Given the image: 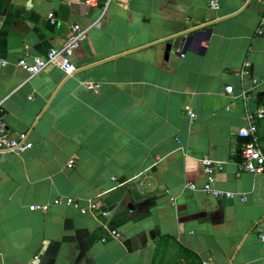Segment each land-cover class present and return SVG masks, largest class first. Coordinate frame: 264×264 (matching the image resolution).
<instances>
[{"label":"crops","instance_id":"1","mask_svg":"<svg viewBox=\"0 0 264 264\" xmlns=\"http://www.w3.org/2000/svg\"><path fill=\"white\" fill-rule=\"evenodd\" d=\"M210 1L0 0V116L32 142L0 151V264H264V171H240L237 136L264 109V0ZM75 23L88 35L73 75L18 65ZM206 28L203 50L185 45ZM205 155L222 163L215 186L245 201L202 190Z\"/></svg>","mask_w":264,"mask_h":264},{"label":"built area","instance_id":"2","mask_svg":"<svg viewBox=\"0 0 264 264\" xmlns=\"http://www.w3.org/2000/svg\"><path fill=\"white\" fill-rule=\"evenodd\" d=\"M68 4L77 2L87 6L98 5L102 0H62ZM106 4L117 1V0H105ZM210 6L214 9L220 7L217 0H211ZM53 13L50 14L52 20ZM264 23V20H263ZM95 26L100 25L99 22L94 23ZM259 33H262V30H259ZM88 35V29L82 27L80 24L75 23L70 27V33L65 43L61 47H52L50 48L44 56H35L32 61H29L26 57H22L18 61V65L28 71L31 75L40 72L41 70L49 66H58L60 67L67 76L73 75L77 70V65L73 60V55L75 51L81 46V44L86 40ZM183 54V53H182ZM7 64L6 59L0 57V66H5ZM249 65V63H247ZM90 89H96L98 87L97 83H87L86 85ZM228 93L233 92V86L228 85L226 87ZM246 95H244L245 97ZM191 120H194L197 117L196 112L193 109L188 111ZM264 116V109H259L256 116L249 114V125L242 127L237 131V136L245 137L249 140L241 146V161L239 162L240 171H248L252 173H259L264 171V153L259 147L257 141V122L256 118ZM32 142L29 139V134L27 132H14L11 130L5 120V114L3 113L0 116V151L1 152H13V153H22L29 148H31ZM75 159H69L67 165L72 167ZM201 163L203 165V172L206 176V181L202 186V190L213 196L217 197H226L229 199L239 198L242 201L247 199L245 193H240L231 190L221 189L215 186L216 182V168L219 164H222L221 161H217L212 157L205 155L201 158ZM187 186L190 189L196 190L198 187L194 182H188ZM55 204H75V199L72 197L60 196L54 200ZM77 205V204H76ZM48 205H31V210H36L41 208L44 211L48 210ZM90 208L92 210L102 209V205L99 201L91 203ZM88 210L86 207H81V211L84 213ZM102 215L109 216V211L107 209L101 210ZM113 236L117 238H122V233L117 229H111ZM261 239L264 240V234L261 235ZM105 240V238H103ZM201 264H214V259L212 257L202 260Z\"/></svg>","mask_w":264,"mask_h":264},{"label":"water","instance_id":"3","mask_svg":"<svg viewBox=\"0 0 264 264\" xmlns=\"http://www.w3.org/2000/svg\"><path fill=\"white\" fill-rule=\"evenodd\" d=\"M211 32H212V28L198 30L194 34H191L188 37H185V45L191 44L194 50L201 51L204 48L201 46V43L209 39Z\"/></svg>","mask_w":264,"mask_h":264}]
</instances>
